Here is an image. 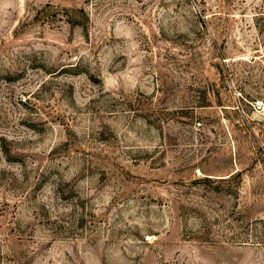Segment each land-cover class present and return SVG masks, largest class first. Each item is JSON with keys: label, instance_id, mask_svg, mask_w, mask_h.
<instances>
[{"label": "rangeland", "instance_id": "1", "mask_svg": "<svg viewBox=\"0 0 264 264\" xmlns=\"http://www.w3.org/2000/svg\"><path fill=\"white\" fill-rule=\"evenodd\" d=\"M0 264H264V0H0Z\"/></svg>", "mask_w": 264, "mask_h": 264}]
</instances>
